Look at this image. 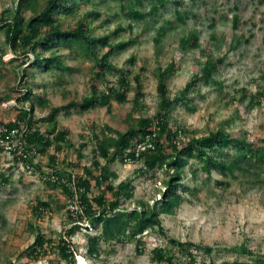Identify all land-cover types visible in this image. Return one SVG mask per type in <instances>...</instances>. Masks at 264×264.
Segmentation results:
<instances>
[{
    "label": "rangeland",
    "instance_id": "rangeland-1",
    "mask_svg": "<svg viewBox=\"0 0 264 264\" xmlns=\"http://www.w3.org/2000/svg\"><path fill=\"white\" fill-rule=\"evenodd\" d=\"M182 1L184 4L178 6V9L190 14L184 23L177 20V6L172 3L160 10V16L150 15L138 21L127 17L117 1L97 3L102 17L98 20L91 18L97 35L110 33L119 25L128 27L130 22H134L133 33L123 32L120 39L133 35L138 38V42L113 58L116 65L127 66L133 74L138 73L141 66L148 68L143 80V91L146 93L143 99L144 109L140 111L138 108L134 117L150 116L157 111L159 98L154 68L158 62L165 65L175 57L180 63V70L170 81L171 94L174 96L181 94L186 83L201 71L209 56H224L225 63L215 75L223 82L222 91L212 85L198 84L189 95L193 98L187 100L189 105L197 107V111L192 112L185 105L178 107L171 115L172 124L175 127L185 124L199 136L222 125L233 135H245L249 140L256 141L264 137V98L260 105L251 106L250 103L252 93L264 90V0ZM15 4L16 0H0V14L13 8ZM149 5L150 0H143L142 11L148 12ZM92 8L94 5L82 3L79 11L66 18V26H74L77 19ZM28 15L30 12L26 13ZM235 15H238L237 28H234ZM167 22L176 23L178 27L166 31L163 36L159 35L160 27H165ZM191 31L200 35V47L182 51L180 40ZM155 37L160 39V44H156ZM4 41V32H0V44ZM70 51L60 50L65 63L72 68L63 76L62 83L58 82V75L50 72L35 71V75L31 77L35 93H45L50 99L48 108L36 110L38 124L35 126L46 127L38 118L48 113L50 107L66 104L72 99L81 100L90 92L92 62L87 57ZM15 54L9 50L5 54L8 72L0 77L2 122L16 118L20 106L24 105L16 100L22 93L19 90H24L25 85L20 80L23 67L16 70L18 61L10 65ZM133 56L137 63L127 64V60ZM109 79L113 81L115 78L109 75ZM134 95V91L129 93V102H114L109 112L105 107H97L85 113L72 111L58 115L60 126L70 129L69 140L74 145L68 152L59 153L62 162H72L69 170L81 173L82 163H90L95 143L90 133L92 122L99 132L105 125L121 131L127 128L126 117L132 111L131 99ZM6 96L10 98L7 99ZM84 141L89 144L83 151L85 158L79 161L75 148ZM43 160L48 163L47 157ZM14 164L10 153L0 148V171ZM140 167V163L123 164L120 161L112 166L117 174L116 182L128 177L135 178L134 199L126 203L130 207L140 201L152 205L164 190L163 180L166 176L163 169L153 175H141L138 170ZM194 167H199V164L192 159L185 169V182L191 190L183 191L185 200L181 206L174 214L161 216L162 226L158 230H149L141 237L144 242L140 246L144 250L143 254L138 253L136 241H110L101 243L99 258L90 257L87 254L89 230L84 227L72 237L77 251L76 264H166L153 260L152 250L156 246L172 247L170 238L214 246L215 251L211 256L203 251L198 252V263L208 264L210 260L216 263L235 259L249 260L251 256L230 250L242 243H246L254 252L264 254V183L255 180V175L249 171L238 172L236 177L213 171L211 178L206 180L207 173L203 170L193 177ZM256 168L252 167L251 170ZM15 169L10 183L0 187V264H8L9 260L15 264H68L53 248L39 260L31 259L25 254L20 257L35 239L30 222H36L45 234L56 239L59 233L66 231L74 223L71 220L73 216L70 217L66 209L69 195L60 188L47 185L40 171L27 173L21 166ZM256 171L262 173L261 180L264 179V169L257 168ZM94 190L98 192L96 188ZM38 198L53 200L52 208L42 215L41 220H37L39 218L32 211ZM95 232L96 230H91V233ZM181 254L176 255L175 264H189L188 258Z\"/></svg>",
    "mask_w": 264,
    "mask_h": 264
},
{
    "label": "trees",
    "instance_id": "trees-1",
    "mask_svg": "<svg viewBox=\"0 0 264 264\" xmlns=\"http://www.w3.org/2000/svg\"><path fill=\"white\" fill-rule=\"evenodd\" d=\"M106 1L108 0H16L13 8L0 14V32H4L5 37L4 43L0 44V77L8 72L5 54L8 50L13 51L16 54L10 65L18 61L16 70L23 67L20 80L25 85L24 90H19L22 92L20 96L16 97L19 103L24 104L20 106L17 117L6 122L0 121V148L10 153L1 144L2 140L16 142L10 154L15 164L0 171V187L9 184L15 168L21 166L27 173L40 171L47 185L60 188L69 198L73 196V188H83L80 191L83 213L73 216L67 210L70 217L73 216L71 220L74 224L59 233L56 239L45 234L36 222H30L35 239L20 257L25 254L31 259L39 260L53 248L68 264H76L77 251L74 249L72 237L84 227L89 230L87 254L90 257L99 258L101 243L110 241H136L138 253L143 254L144 250L140 246L144 242L141 237L149 230H158L162 226L161 216L174 214L185 200L183 191L191 190L185 182V169L192 159L199 164V167H194L193 177L200 170L207 173L206 180L211 178L213 171L233 177L238 172L249 171L253 172L255 180L264 183V179L261 180L262 173L256 171L257 168L264 169V137L256 141L249 140L245 135H233L222 125L199 136L185 124H178L176 127L172 124L171 115L178 107L185 105L190 111H197V107L189 105L187 100L193 98L189 95L198 84L212 85L222 91L223 82L215 75L225 63L224 56H209L201 71L186 83L181 94L174 96L171 94L170 81L180 70V63L175 57L165 65L158 62L154 68L159 98L157 111L150 116L134 117L138 108L140 111L144 109L143 99L146 93L143 91V80L148 68L141 66L139 72L133 74L127 66L119 67L113 62L115 56L136 44L138 38L132 35L127 39H120L123 32L133 33L134 22H130L128 27L119 25L110 33H95L96 27L91 18L98 20L102 17L97 3ZM114 1L118 2L127 17L135 21L150 15L160 16V10L168 3L177 6L175 11L179 22L184 23L190 15L189 12L178 9V6L184 4L182 0H150L148 12L141 9L143 0ZM82 3L94 5V8L83 13L74 26L67 27L66 18L79 11ZM27 12L30 15L26 16ZM237 23L238 15H235L234 28H237ZM177 27L176 23L167 22L165 27H160L159 35L163 36L166 31ZM155 40L157 45L160 44V39L155 37ZM199 40L200 35L191 31L180 40L179 46L182 51L198 48ZM62 49L71 50L70 52L91 60L93 73L89 79L90 92L81 100L72 99L66 104L50 107L48 113L38 118L46 127L35 126L38 124L36 110L48 108L50 99L45 93H35L31 86V77L35 75V71L50 72L58 75V82L62 83L63 76L72 69L65 63V57L60 53ZM136 63L135 56L127 60V64ZM109 75H113L115 79L111 81ZM132 91L135 95L131 99L132 111L126 117L127 128L121 131L105 125L99 132L92 122L90 133L95 143L90 163H82L81 173L69 170L72 162H62L59 153L68 152L74 145L69 140L70 129L60 126L58 115L72 111L85 113L97 107H105L109 112L114 102H129V93ZM262 98L264 90L252 93L251 106L260 105ZM16 129L19 131L16 132ZM88 144L84 141L75 148L79 161L85 158L83 151ZM142 144L144 148L139 149ZM19 145L22 148L21 153L17 152ZM45 157L48 158V163L43 162ZM116 161L123 164L140 163L138 170L141 175H153L163 169L166 177L160 198L152 205L144 201L137 205L134 203L133 207L126 205L134 199L135 178L128 177L116 182L117 174L112 170ZM252 167L257 168L251 170ZM95 188L98 192H95ZM52 201L37 199L32 207L34 215L39 218L37 220H41L42 215L50 211ZM93 229L96 230L95 233H91ZM170 244L172 247L156 246L152 250L153 260L175 264L176 255L182 253L181 255L188 258L189 264H207L197 262L198 252L203 251L211 256L215 251L212 245L176 238H170ZM230 250L251 258L221 263L210 260L208 264H264V254L254 252L246 243L233 246ZM8 264L15 263L9 260Z\"/></svg>",
    "mask_w": 264,
    "mask_h": 264
},
{
    "label": "built area",
    "instance_id": "built-area-1",
    "mask_svg": "<svg viewBox=\"0 0 264 264\" xmlns=\"http://www.w3.org/2000/svg\"><path fill=\"white\" fill-rule=\"evenodd\" d=\"M15 131L18 132L19 130L16 129ZM1 144L5 145L6 149L10 152V154H11L12 149H14L16 146V142L9 141V140L8 141L2 140ZM140 148H144L143 144L139 145V149ZM21 151H22V148H20V145H19L17 152L21 153ZM137 154L139 155V151H137ZM27 167H30V166H27ZM81 190H83V188H79V189H77V187L73 188V196L70 197V199L68 200V203H67L66 209L73 216H78L79 214L83 213V205H82L81 200H80V191Z\"/></svg>",
    "mask_w": 264,
    "mask_h": 264
}]
</instances>
